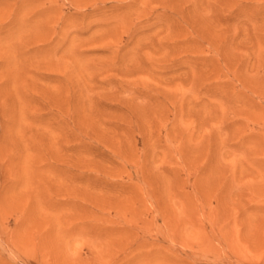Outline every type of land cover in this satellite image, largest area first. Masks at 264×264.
Masks as SVG:
<instances>
[{"label": "rangeland", "instance_id": "1", "mask_svg": "<svg viewBox=\"0 0 264 264\" xmlns=\"http://www.w3.org/2000/svg\"><path fill=\"white\" fill-rule=\"evenodd\" d=\"M0 264H264V0H0Z\"/></svg>", "mask_w": 264, "mask_h": 264}]
</instances>
